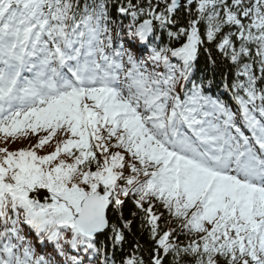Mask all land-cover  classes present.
Masks as SVG:
<instances>
[{
  "label": "snow or ice",
  "instance_id": "snow-or-ice-1",
  "mask_svg": "<svg viewBox=\"0 0 264 264\" xmlns=\"http://www.w3.org/2000/svg\"><path fill=\"white\" fill-rule=\"evenodd\" d=\"M18 141L0 264H264V0H0Z\"/></svg>",
  "mask_w": 264,
  "mask_h": 264
},
{
  "label": "trees",
  "instance_id": "trees-1",
  "mask_svg": "<svg viewBox=\"0 0 264 264\" xmlns=\"http://www.w3.org/2000/svg\"><path fill=\"white\" fill-rule=\"evenodd\" d=\"M165 42H166V37L164 38ZM206 65V60L204 58L201 59L200 61V67L203 68L205 67ZM7 146L10 150H15V149H18V148H22L25 146V144L23 142H16V143H11L9 142L7 145L3 144V143H0V147H5ZM129 207H131V205H129ZM137 236V239H139V233L136 234ZM143 242V241H142Z\"/></svg>",
  "mask_w": 264,
  "mask_h": 264
}]
</instances>
